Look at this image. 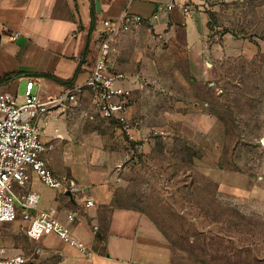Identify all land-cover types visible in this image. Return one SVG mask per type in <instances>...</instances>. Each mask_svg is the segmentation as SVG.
Wrapping results in <instances>:
<instances>
[{"label": "rangeland", "instance_id": "rangeland-1", "mask_svg": "<svg viewBox=\"0 0 264 264\" xmlns=\"http://www.w3.org/2000/svg\"><path fill=\"white\" fill-rule=\"evenodd\" d=\"M188 1L230 54L200 79L184 51L140 26L117 38L124 62L140 59L145 91L133 140L118 124L92 126L110 154L114 204L143 213L174 264H264V194L251 191L264 189V0ZM24 92L13 93L19 105ZM202 112L220 122L207 135L175 117Z\"/></svg>", "mask_w": 264, "mask_h": 264}, {"label": "crops", "instance_id": "crops-1", "mask_svg": "<svg viewBox=\"0 0 264 264\" xmlns=\"http://www.w3.org/2000/svg\"><path fill=\"white\" fill-rule=\"evenodd\" d=\"M99 2L100 13L95 5L96 22L101 17L118 18L126 10L144 17L141 32L150 31L170 49L184 51L197 78L214 73L211 61L230 54L231 44L223 47L211 38L208 12L194 11L188 0ZM95 3L96 0H0V92L13 94L34 79L35 94L42 100L55 98L68 85L45 75L68 83L78 69L79 74L71 85H82L90 75L98 50L95 28L88 41ZM169 4L175 7L168 10ZM184 6L188 7V14L182 10ZM131 37H125L124 45H128ZM132 58L129 63L124 62L119 52L114 69L126 75L124 85L133 90L129 113L133 122L134 115L141 109L139 94L145 91V87L139 89L135 80L142 82L145 74L138 69L132 70L140 61L135 56ZM146 74L153 75V68H148ZM87 112H94L89 94L67 114L53 113L40 121L46 131L43 141L53 146L42 159L55 176L72 179L80 185L82 193L72 196L50 189L35 173L31 174L25 190L39 195V209H56L61 219L69 212L80 211L74 234L96 254L86 258L56 235L46 236L41 241L29 239L25 233L28 222L21 215L14 222L3 225L0 245L9 255L25 256L28 264H174L169 245L143 213L115 206L110 154L101 148V138L92 127L106 120L95 113V119L90 120L85 116ZM175 117L182 122L184 130L189 131L191 127L203 135L213 132L220 123L203 112ZM221 184V189L226 187ZM228 188L246 191L237 186ZM254 190L264 194L262 188L251 187V191ZM88 200L94 202V207L85 208ZM94 226L98 230L95 231ZM38 247L42 248L40 254L36 253Z\"/></svg>", "mask_w": 264, "mask_h": 264}, {"label": "built area", "instance_id": "built-area-1", "mask_svg": "<svg viewBox=\"0 0 264 264\" xmlns=\"http://www.w3.org/2000/svg\"><path fill=\"white\" fill-rule=\"evenodd\" d=\"M174 7V4H169L168 10ZM182 10L189 13L186 6ZM144 23V17L128 10L115 19L98 18L95 25L98 50L89 77L82 85L65 87L55 98L42 100L35 94L34 79L26 83L22 97L24 103L21 105L17 103L18 96L0 92V238L3 225L14 222L21 215L28 222L25 233L29 239L41 241L46 236L56 235L84 257H94V250L73 231L80 211L69 212L65 219H61L56 209H39V195L25 189L31 174L35 173L42 184L50 189L72 196L82 193L80 185L72 179L55 176L42 159V155L53 146L43 141L46 131L40 121L53 113L67 114L71 108L80 105L87 94L94 111L85 114L88 119L94 120L97 114L106 121L118 124L131 140L134 139V127L129 118L133 90L124 85L126 75L114 69L115 59L119 55L115 41ZM135 81L143 90L145 84L138 79ZM92 207L94 202L86 201L85 208ZM94 230H98V227L94 226ZM41 252L42 248L38 247L36 253ZM28 263L25 256L9 255L7 249L0 245V264Z\"/></svg>", "mask_w": 264, "mask_h": 264}, {"label": "trees", "instance_id": "trees-1", "mask_svg": "<svg viewBox=\"0 0 264 264\" xmlns=\"http://www.w3.org/2000/svg\"><path fill=\"white\" fill-rule=\"evenodd\" d=\"M95 24H96V14H95V4H93V9H92V26H91V29H90V32L88 34V41L91 40V36H92V33L94 31V28H95ZM79 74V69L76 71L74 77L72 78V80L68 83H65V82H62L61 80H59L58 78L54 77V76H50V75H45L46 77L48 78H51L52 80L56 81V82H60V83H64L68 86H72V82L76 79L77 75Z\"/></svg>", "mask_w": 264, "mask_h": 264}, {"label": "water", "instance_id": "water-1", "mask_svg": "<svg viewBox=\"0 0 264 264\" xmlns=\"http://www.w3.org/2000/svg\"><path fill=\"white\" fill-rule=\"evenodd\" d=\"M95 5H96V7H97V12L100 13V8H99V6H100V2H99V0H96Z\"/></svg>", "mask_w": 264, "mask_h": 264}]
</instances>
